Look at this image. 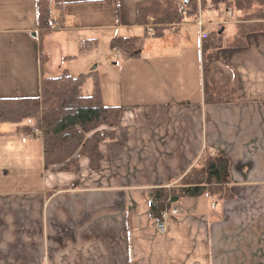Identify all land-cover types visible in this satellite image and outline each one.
Returning a JSON list of instances; mask_svg holds the SVG:
<instances>
[{
	"label": "crops",
	"instance_id": "crops-1",
	"mask_svg": "<svg viewBox=\"0 0 264 264\" xmlns=\"http://www.w3.org/2000/svg\"><path fill=\"white\" fill-rule=\"evenodd\" d=\"M141 2L63 0L52 14L58 29L41 41L35 0H0V97L38 96L45 75L95 69L103 102L125 106L95 171L79 155L77 169L45 168L41 150L36 165L33 136L2 125L0 264H264V30L232 44L239 27L257 23L233 9L231 39L202 55L194 19L153 38L137 24ZM200 15L209 36L207 26L221 21ZM115 37L136 38V56L110 49ZM89 39L98 47L79 53ZM203 61L209 85L232 86L233 101L204 103ZM221 153L233 197L182 199V214L167 216L160 231L150 191Z\"/></svg>",
	"mask_w": 264,
	"mask_h": 264
},
{
	"label": "trees",
	"instance_id": "trees-1",
	"mask_svg": "<svg viewBox=\"0 0 264 264\" xmlns=\"http://www.w3.org/2000/svg\"><path fill=\"white\" fill-rule=\"evenodd\" d=\"M222 5L245 13L243 20L257 21L249 27H239L232 44H243V37L250 30H264V0H142L136 9L137 24L151 27L150 36L163 37L169 28H177L185 18L192 19L198 10L208 4ZM39 39L54 30L57 23L53 20L54 9H61L63 0H35ZM182 7V9H180ZM223 33L210 34L202 42V55L222 45ZM99 45L98 39H89L79 45V53H90ZM136 38H112L110 49L117 50L125 57L136 56ZM204 103L230 102L235 99V90L230 87L210 86L206 77L208 64L203 61ZM92 80L90 94L82 93V87ZM40 95L22 98L0 97V126L20 124L23 135L39 134L43 144V166L65 164L62 169H77L75 155L85 156L93 171L100 167L103 154L100 144L115 137L114 127L123 105H108L103 102L99 73L79 72L78 75L62 70L56 76H43ZM28 122V123H25ZM0 131V136H1ZM230 161L221 153L194 165L176 185L153 188L150 191L149 214L161 221L164 212L172 204L182 199L199 198L203 194L216 200L230 199Z\"/></svg>",
	"mask_w": 264,
	"mask_h": 264
},
{
	"label": "rangeland",
	"instance_id": "rangeland-1",
	"mask_svg": "<svg viewBox=\"0 0 264 264\" xmlns=\"http://www.w3.org/2000/svg\"><path fill=\"white\" fill-rule=\"evenodd\" d=\"M209 5V7L207 6V8H205V9H203L202 11L201 10H198L199 11V13L197 14V16L196 17H193L192 19H194V21L198 24V19H200L201 18V13H203V19H204V17H207V18H211L212 20H220L221 21V23L220 24H217V23H215V25H212V26H207V28L208 29H211L214 33H216V32H218L220 29H224L223 31H222V33H223V37L225 38V40L226 41H228V40H230L231 39V37H232V34H233V32H235L236 31V23H232V22H226L227 21V19L229 20L230 19V17H228V16H226V13H227V10L226 9H224V7L223 6H219V5H215L214 6V4H212V3H209L208 4ZM213 6H214V8H213ZM219 6V7H218ZM218 8V9H217ZM237 14L238 13H236L235 11L233 12V16L231 17V19H233L234 17H236L237 16ZM226 16V17H224V16ZM187 20H190V19H188V18H185L184 19V22L185 21H187ZM190 21H192V20H190ZM201 21H202V19H201ZM233 21V20H232ZM183 23V22H182ZM206 27V26H205ZM148 29H150V31H148V33L150 34L151 33V27H147ZM45 41H47V38L45 39ZM101 49H104L105 51H106V46H101ZM49 51V50H48ZM100 52L101 51H99V52H97V53H93L92 55H90V56H92V57H97L98 59H99V57H100ZM90 56H80L77 60H79L78 62H80V61H82L83 59H85L86 57H89L90 58ZM60 54L58 53V51H55V53L53 54V56H52V61H53V63H55V64H57V62L58 61H61L60 60ZM46 58H50V57H46ZM60 63V62H59ZM81 63V62H80ZM79 64V63H78ZM60 65V64H59ZM92 66L91 67H94L95 65H96V63L94 62L93 64H91ZM80 68V67H79ZM89 85H91V84H85V86L84 87H82V93H84V94H86L87 93V89H88V86ZM25 123H28V122H25ZM7 125V127H4V128H6L8 131H10V132H12L13 130H15L17 127H19V126H21L20 124H16V123H12V124H6ZM1 127L2 126H0V130H1ZM12 134H14V133H12ZM32 140L34 141L33 142V144H34V148H32V151H33V153L31 154V156H33V162L37 165V163H38V161H39V158H38V156H36V153H37V151L38 150H41V151H43V144H41L42 143V139H41V136L39 135V134H36V136H33L32 137ZM20 146H18L17 148H19ZM180 181V180H179ZM18 183V182H17ZM178 183V182H177ZM170 186H172V185H168L167 187H170ZM175 204L176 203H174V204H172L170 207H168V209L166 210V211H168V212H166V217L167 216H177V215H181L182 214V210L179 208V207H176L175 206ZM173 209H175V210H177V214H174V215H172L171 214V212H172V210ZM164 212V213H165ZM165 217V218H166ZM164 217H162V220L161 221H159V220H157L158 221V226H159V224L160 223H162V225H163V229H159L160 231H162V232H164V225H165V223H164V219H165ZM153 219V218H152ZM154 220H156L155 218H154ZM159 228V227H158Z\"/></svg>",
	"mask_w": 264,
	"mask_h": 264
},
{
	"label": "built area",
	"instance_id": "built-area-1",
	"mask_svg": "<svg viewBox=\"0 0 264 264\" xmlns=\"http://www.w3.org/2000/svg\"><path fill=\"white\" fill-rule=\"evenodd\" d=\"M213 8H214V6H213ZM180 9H182V7H180ZM227 13H228V15H231L232 14V12H231L230 9L228 10ZM197 22H198L199 27L201 28V33H200L201 34V39L204 40L206 37H208V33H206L205 31L203 32L204 22L201 21V18L198 19ZM166 212H168V211H166ZM166 212L163 214V217L164 218L166 217ZM171 214L172 215L177 214V210L173 209L172 212H171ZM158 227H159L160 230L163 229L162 223H160Z\"/></svg>",
	"mask_w": 264,
	"mask_h": 264
},
{
	"label": "water",
	"instance_id": "water-1",
	"mask_svg": "<svg viewBox=\"0 0 264 264\" xmlns=\"http://www.w3.org/2000/svg\"><path fill=\"white\" fill-rule=\"evenodd\" d=\"M222 30H223V29H220V30L218 31V33L221 34ZM32 35L34 36V33H33Z\"/></svg>",
	"mask_w": 264,
	"mask_h": 264
}]
</instances>
